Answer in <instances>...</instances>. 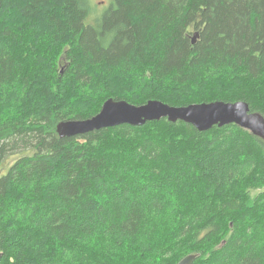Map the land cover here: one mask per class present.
<instances>
[{"label":"trees","instance_id":"16d2710c","mask_svg":"<svg viewBox=\"0 0 264 264\" xmlns=\"http://www.w3.org/2000/svg\"><path fill=\"white\" fill-rule=\"evenodd\" d=\"M110 98L264 116V0H0V264H264V140Z\"/></svg>","mask_w":264,"mask_h":264},{"label":"water","instance_id":"95a60500","mask_svg":"<svg viewBox=\"0 0 264 264\" xmlns=\"http://www.w3.org/2000/svg\"><path fill=\"white\" fill-rule=\"evenodd\" d=\"M198 34V32L194 34V42ZM163 118L170 122L181 120L190 123L200 131L210 130L216 125L236 124L264 140V116L252 112L246 101H213L180 107L160 100H149L145 104L135 105L126 100L110 98L95 116L82 120L62 121L57 125V132L61 138H66L121 124L142 126L149 121ZM2 257L3 252L0 250V260ZM198 257V254L187 255L178 264H193Z\"/></svg>","mask_w":264,"mask_h":264},{"label":"rangeland","instance_id":"374dc122","mask_svg":"<svg viewBox=\"0 0 264 264\" xmlns=\"http://www.w3.org/2000/svg\"><path fill=\"white\" fill-rule=\"evenodd\" d=\"M108 1L109 0H94V3H96V5L99 7H103L104 5H106L108 3ZM14 158H16V157H14Z\"/></svg>","mask_w":264,"mask_h":264}]
</instances>
